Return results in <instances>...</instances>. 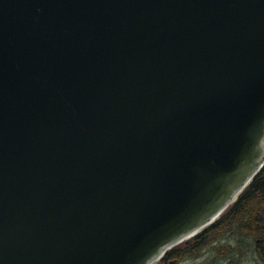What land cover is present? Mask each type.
Instances as JSON below:
<instances>
[{"label":"water","instance_id":"1","mask_svg":"<svg viewBox=\"0 0 264 264\" xmlns=\"http://www.w3.org/2000/svg\"><path fill=\"white\" fill-rule=\"evenodd\" d=\"M263 133L264 0H0V264H154Z\"/></svg>","mask_w":264,"mask_h":264},{"label":"flooded vegetation","instance_id":"2","mask_svg":"<svg viewBox=\"0 0 264 264\" xmlns=\"http://www.w3.org/2000/svg\"><path fill=\"white\" fill-rule=\"evenodd\" d=\"M259 174L264 176V167ZM213 231L231 235L235 262L241 261L243 257L252 260L256 256L254 251L260 258H264V195H240L225 213L205 226L189 243Z\"/></svg>","mask_w":264,"mask_h":264},{"label":"rangeland","instance_id":"3","mask_svg":"<svg viewBox=\"0 0 264 264\" xmlns=\"http://www.w3.org/2000/svg\"><path fill=\"white\" fill-rule=\"evenodd\" d=\"M259 193L264 195V190ZM229 208L230 206L226 211ZM197 235L191 237L185 243L191 241ZM232 244L233 239L230 234L226 235L223 231L216 233L213 231L206 236L200 237L194 244H191L188 247L191 252L168 258L163 264H264V258H260L254 250L256 256L252 260L251 258L247 259L243 257L241 261L235 262L234 256L236 255ZM158 263L159 261L154 264Z\"/></svg>","mask_w":264,"mask_h":264},{"label":"trees","instance_id":"4","mask_svg":"<svg viewBox=\"0 0 264 264\" xmlns=\"http://www.w3.org/2000/svg\"><path fill=\"white\" fill-rule=\"evenodd\" d=\"M264 190V176L262 174H258L251 184L246 188L244 191V195L248 196L251 194L259 193L260 191ZM202 237V236H201ZM200 237L196 238L193 242H182L176 246H174L171 250L167 252L164 258H162L159 263L163 264V262H166L168 258H171L173 256H180L183 254H186V252H191L188 248L191 244H194L196 241H198ZM193 251V250H192ZM158 263V264H159Z\"/></svg>","mask_w":264,"mask_h":264}]
</instances>
